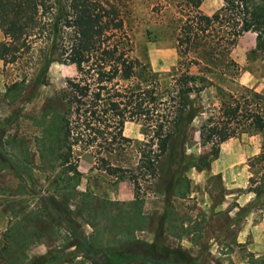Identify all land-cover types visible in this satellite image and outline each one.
<instances>
[{"label":"rangeland","instance_id":"rangeland-1","mask_svg":"<svg viewBox=\"0 0 264 264\" xmlns=\"http://www.w3.org/2000/svg\"><path fill=\"white\" fill-rule=\"evenodd\" d=\"M116 1L129 55L139 63L134 77L118 85L138 82L164 94L188 66V58L176 52L186 13L183 2ZM223 2L203 0L199 9L211 15ZM234 23L223 19L200 38L195 53L188 51L200 57L189 73L211 84L192 96L196 116L184 140L176 141L172 156L162 158L156 177L132 169L124 179L99 168L92 150H74L72 166L79 175L69 171L71 165L64 169L53 161L45 148L50 135L46 129L54 128L65 108L61 94L65 80L77 74L75 65L63 62L52 37L36 39L27 52L7 63L0 30V158L6 162L0 168V264H145L146 256H154V244L164 248L161 257L167 264H264V188L260 194L252 191L264 184V163L257 159L262 135L240 121L203 143L199 138L205 119L225 121L223 111L232 99L247 95L250 83L264 84V35L259 47L249 49L255 32L243 33L232 44ZM57 31L56 43L60 35L65 41L68 30L57 24ZM239 38L243 46L235 50ZM164 106L159 102L158 108ZM122 134L131 142L119 155L123 164L128 159L132 164L153 132L138 119L126 121ZM202 157L209 161L207 167L192 166L204 163ZM61 170L69 171V178L55 183ZM69 191L86 196H68ZM198 191L205 194L201 204L195 200ZM134 194L137 201L132 204ZM210 218L215 226L204 233ZM240 228L243 238L237 242ZM190 235L192 246H185ZM109 253L138 258L112 263Z\"/></svg>","mask_w":264,"mask_h":264},{"label":"trees","instance_id":"trees-1","mask_svg":"<svg viewBox=\"0 0 264 264\" xmlns=\"http://www.w3.org/2000/svg\"><path fill=\"white\" fill-rule=\"evenodd\" d=\"M180 1L186 13L182 14L184 20L176 37V52L188 58L187 69L191 64L198 65L197 59H200L199 55L189 56L188 51L195 53L205 32L225 18L235 21L232 44L243 33L251 31L256 33V46H260L264 35V0H224L211 15L200 11L203 0ZM57 24L68 30L67 39L62 41L60 35L58 43L54 38L58 33ZM0 30L6 38L1 48L7 63L27 52L36 39L52 37L51 42L63 62L75 65L77 74L65 80L66 87L61 94L65 108L59 112L54 128L46 129V135H50L45 138L46 151L53 153V161L64 169L71 165L69 171L75 175L79 173L72 166V155L78 148L92 150L99 168L117 179H124L125 172L132 169L141 170L150 178L156 177L162 158L174 154L176 141L184 140L182 135L196 116L192 96H199L211 84L206 77L185 69L172 79L170 89L164 94L152 85L141 86L138 82L131 86L118 85L119 80L127 82L134 77L139 63L129 55L116 0H0ZM246 91L247 95L232 99L233 104L223 111L225 121H215L213 116L205 119L199 127V138L203 143L228 129L229 124L239 125L236 122L243 121L248 130L262 135V150L257 159L264 163V98L252 89ZM159 102L165 105L162 110L158 108ZM138 119L145 121L153 134L139 146L136 160L131 164L128 159L126 165L123 155L119 154L126 151L131 139L122 134L123 125ZM235 132L234 127L232 133ZM217 151H212L214 158ZM5 164L0 158V168ZM208 165V160L192 163L200 169ZM69 171H58L54 182L69 178ZM133 182L137 184L136 179ZM263 188L264 184L256 185L252 191L260 194ZM74 194L86 196L78 191H69L68 196ZM136 201L134 194L131 203ZM151 246L154 256H146L144 263L167 264L161 257L163 250L160 249L164 248ZM107 257L112 263L138 258L135 254L111 253Z\"/></svg>","mask_w":264,"mask_h":264},{"label":"crops","instance_id":"crops-1","mask_svg":"<svg viewBox=\"0 0 264 264\" xmlns=\"http://www.w3.org/2000/svg\"><path fill=\"white\" fill-rule=\"evenodd\" d=\"M248 34H254V33H251V31H248L246 32ZM256 35H252V43L249 45V49L250 48H255L256 47ZM243 46V43H241V39L239 38L237 43H236V47H235V50H239L241 47ZM248 75L251 76V73L250 71L248 70ZM250 88H252L254 91L256 92H259V93H263L264 92V84L263 83H250ZM224 152L223 148L221 147L220 148V154H222ZM195 200L198 202V204H201L203 201H204V198H205V194L204 192H200L198 191L195 195ZM188 222H184L183 223V226L186 227L188 224ZM215 226V220L213 221V223H211V218L208 219V223L204 225V228H203V231L202 232H207L208 230H211L213 227ZM233 225H231L232 227ZM244 233V229L243 228H240L238 230V234L236 235V241L237 242H241L240 240L243 238L242 237V234ZM188 245H185V246H192V239H191V235L190 237L188 238ZM212 242V241H211Z\"/></svg>","mask_w":264,"mask_h":264}]
</instances>
